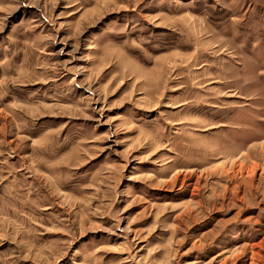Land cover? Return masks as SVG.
Returning <instances> with one entry per match:
<instances>
[{
	"label": "rangeland",
	"instance_id": "rangeland-1",
	"mask_svg": "<svg viewBox=\"0 0 264 264\" xmlns=\"http://www.w3.org/2000/svg\"><path fill=\"white\" fill-rule=\"evenodd\" d=\"M0 264H264V0H0Z\"/></svg>",
	"mask_w": 264,
	"mask_h": 264
}]
</instances>
